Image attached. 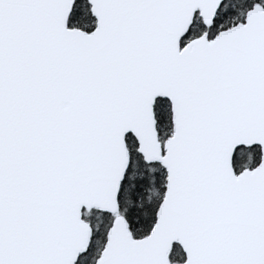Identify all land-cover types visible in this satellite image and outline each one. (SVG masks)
Listing matches in <instances>:
<instances>
[{
	"label": "snow or ice",
	"instance_id": "6c2138e0",
	"mask_svg": "<svg viewBox=\"0 0 264 264\" xmlns=\"http://www.w3.org/2000/svg\"><path fill=\"white\" fill-rule=\"evenodd\" d=\"M0 264H264V0H0Z\"/></svg>",
	"mask_w": 264,
	"mask_h": 264
}]
</instances>
